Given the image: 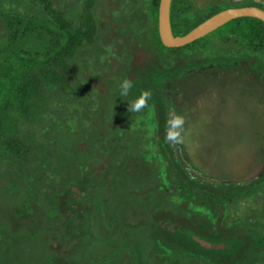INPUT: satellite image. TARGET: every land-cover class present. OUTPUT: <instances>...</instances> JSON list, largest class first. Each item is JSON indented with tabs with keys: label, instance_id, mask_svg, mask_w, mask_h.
Wrapping results in <instances>:
<instances>
[{
	"label": "flooded vegetation",
	"instance_id": "flooded-vegetation-1",
	"mask_svg": "<svg viewBox=\"0 0 264 264\" xmlns=\"http://www.w3.org/2000/svg\"><path fill=\"white\" fill-rule=\"evenodd\" d=\"M107 1L121 43L102 67L77 50L60 90L68 101L73 79L88 87L87 110L49 111L40 138L35 109L24 129L17 100L13 122L0 113V264H264V0H169L172 35L249 10L176 45L160 39L159 0ZM124 78L139 87L127 97ZM143 90L149 106L130 113ZM171 107L185 118L178 145L166 139Z\"/></svg>",
	"mask_w": 264,
	"mask_h": 264
},
{
	"label": "rangeland",
	"instance_id": "rangeland-1",
	"mask_svg": "<svg viewBox=\"0 0 264 264\" xmlns=\"http://www.w3.org/2000/svg\"><path fill=\"white\" fill-rule=\"evenodd\" d=\"M63 2L68 3V7H65ZM77 4L78 0H0V42L6 49H11L13 46L16 48L19 47L29 58L27 59L26 57L23 59V66L15 75L17 83L19 82V78H23L27 82L32 83V85L27 84L24 86V97H26V94L31 95V91H36L35 95L42 100L43 107L47 109L44 110L41 106L40 109L35 112L32 110L36 117L32 127L35 130L37 138L45 136L43 125L46 122L48 113L54 115V112L57 113V111H59L63 114L61 119L64 120V110L67 107L68 110L69 107H74L75 109H72L73 111L79 109V107L82 110H87L84 108L87 104L82 102L80 104L78 103L79 101L88 100L91 94H80L82 90L87 91L88 87L85 88L84 85L81 86L79 81L73 79L74 93L72 97L71 94L69 95L71 98L68 101L64 95H61V92L56 93L54 89L51 90V88L47 89L43 87V85H48L54 77L59 76V66L61 63L67 62L72 74L71 58L76 55L77 50L82 48L81 54L84 57H90L96 66L102 67L103 61L107 59L108 56L112 55V48L114 45L118 42L121 43L120 39L117 38V40H115V38L110 35V26L113 25V21L119 20V12L111 14L110 11H108L110 4L107 0H84L83 8L92 12L94 30L90 32L91 34H87L82 38H78V34L76 33V37H73L72 44H67L66 48L61 52L52 53L51 51L58 41H50L49 36L54 35V37H57L59 33L56 29L50 27V24L55 23V26L70 25L69 29L72 31L74 27L72 22L74 16L71 12L72 9L76 8ZM94 14L96 16H94ZM38 19H40V21L44 19L46 22L50 21L51 23L45 24V22H42L39 24L37 22ZM134 35L137 37L138 41H140V35ZM25 42L27 43L25 44ZM38 42L39 44L37 45ZM47 52H49V57L46 59L43 58L40 61H36L31 58L32 54L43 56L44 53ZM3 59L4 58L0 56V62H7V60ZM79 66L80 60L78 61V67ZM28 102L26 98H23L22 108L21 111H19L20 121H23V124H21L22 129L27 128L29 117L31 116V113H29L31 109H28L27 106ZM7 105H11V101H7ZM6 108L8 109V107ZM49 111H51V113ZM81 115L89 117L87 113ZM76 116L77 114L74 113L70 115L68 120H71V118L75 119L77 118ZM24 147L26 149L31 148L27 145ZM6 169L8 168L4 166L5 172H7ZM6 193L9 194V191ZM6 193L5 195L7 196ZM89 248V250L93 251L94 249L96 251L100 250L97 248V245L95 247V245L92 246V244H90ZM20 256L23 258V261L27 262L26 264L30 262L33 264L36 259V257L29 255H26L28 259L22 254Z\"/></svg>",
	"mask_w": 264,
	"mask_h": 264
},
{
	"label": "trees",
	"instance_id": "trees-1",
	"mask_svg": "<svg viewBox=\"0 0 264 264\" xmlns=\"http://www.w3.org/2000/svg\"><path fill=\"white\" fill-rule=\"evenodd\" d=\"M71 14L74 16V20L73 22V26H74V22L77 21L78 27H85V33L90 34V30L93 27L94 21H93V17H92V12L85 10L84 8L82 9V11L80 13H77L76 8L72 9ZM40 19L37 20V22L40 23H44L45 24H50L51 22H46L44 19L41 20ZM72 24V23H71ZM50 27H53L54 29L57 30V32L59 33V35L57 37H54V35H50L49 33V39L50 41H58V43L56 44V46L52 49V53H57V52H61L62 50H64V48H66L67 44L73 42V37H76V29L73 30L75 31H71L69 29L70 25H59V26H55V23L50 24ZM75 34V35H74ZM27 42H25L26 44ZM29 44V43H28ZM39 44V42L37 43V45ZM19 47H15L13 46L11 49H6V47H4V45L1 44L0 42V56L2 58H4L3 60H7V62L3 63L0 62V113L2 114L3 120L4 122H13L12 120V108L7 109V106H12V105H7V101H13V100H17L18 101V109L19 111H21L22 108V100L23 98H26L28 102V109H35L36 111L40 109V107L42 105V100H40L35 94L36 91L32 92L31 91V95L24 93V86H26L27 84L32 85V83L27 82L26 80H24L23 78H19V82L17 83V79L15 78L16 73H18V71H20V69L23 66V59L27 57V54L24 51H21ZM37 52V51H36ZM53 54V55H54ZM49 57V52L44 53L43 56H40L39 54H32L31 58L36 60V61H40L41 59H46ZM70 66L67 62H62L61 65L59 66V76L58 77H54L50 83L48 85H43L44 88H51L54 89V92L58 93L60 92V90L62 89L63 86V80L65 78V76H69L71 74L70 72ZM64 76V78H63ZM69 79V78H68ZM27 82V83H26ZM70 82V79L69 81ZM35 83V82H34ZM138 85L137 83L133 84V90H138ZM35 90V89H34ZM35 95V96H33ZM137 97V96H135ZM133 97V98H135ZM3 100V101H2ZM20 114V113H19ZM5 132H11L10 129L5 130ZM26 136L20 133V138H25ZM10 153V150L8 151ZM22 151V146H20L18 148L17 151H13V153H21ZM24 152L29 153L30 150L26 149L24 150ZM38 152V151H37ZM41 153H43V149H41L40 151ZM30 192H28L29 194ZM160 238L161 240L158 241L160 246L163 247L164 249H170V244H171V240H167L166 236L161 235L160 234ZM137 262H132L130 263L129 260H122L121 264H172L171 259L170 258H157V259H153V261H149L147 263H141L139 258H136ZM64 264H66L64 262ZM92 264V262H91Z\"/></svg>",
	"mask_w": 264,
	"mask_h": 264
},
{
	"label": "water",
	"instance_id": "water-1",
	"mask_svg": "<svg viewBox=\"0 0 264 264\" xmlns=\"http://www.w3.org/2000/svg\"><path fill=\"white\" fill-rule=\"evenodd\" d=\"M168 2L169 0H159V6H158L159 36L161 41L167 45H176L187 42L193 39L194 37L205 33L214 26L220 24L231 14L249 11L245 9H234V10H226V11L223 10L206 18L205 20H203L202 22H200L199 24H197L196 26H194L184 34L172 35L168 24Z\"/></svg>",
	"mask_w": 264,
	"mask_h": 264
},
{
	"label": "clouds",
	"instance_id": "clouds-1",
	"mask_svg": "<svg viewBox=\"0 0 264 264\" xmlns=\"http://www.w3.org/2000/svg\"><path fill=\"white\" fill-rule=\"evenodd\" d=\"M133 88L131 79H121L118 84L119 94L127 97ZM152 93L150 90H143L131 102H128V111L130 113H138L147 108L148 101L151 99ZM185 118L176 112L174 107L169 109L168 128L166 139L173 144H181L184 140Z\"/></svg>",
	"mask_w": 264,
	"mask_h": 264
}]
</instances>
